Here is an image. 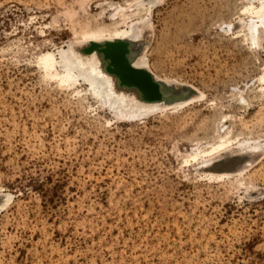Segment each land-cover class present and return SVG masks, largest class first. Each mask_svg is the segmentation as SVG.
Masks as SVG:
<instances>
[{
	"label": "rangeland",
	"instance_id": "374dc122",
	"mask_svg": "<svg viewBox=\"0 0 264 264\" xmlns=\"http://www.w3.org/2000/svg\"><path fill=\"white\" fill-rule=\"evenodd\" d=\"M135 1L0 0V264H264V148L233 150L264 141V48L232 30L246 0L151 5L150 68L203 95L183 107L128 120L38 62Z\"/></svg>",
	"mask_w": 264,
	"mask_h": 264
},
{
	"label": "bare ground",
	"instance_id": "6f19581e",
	"mask_svg": "<svg viewBox=\"0 0 264 264\" xmlns=\"http://www.w3.org/2000/svg\"><path fill=\"white\" fill-rule=\"evenodd\" d=\"M143 1H135L131 5V12L125 10L124 3L111 4L109 25L87 32L80 42H70L68 47H57L55 51L39 56L38 62H43L52 73H58L61 81L79 86L85 97L128 120H139L166 109L183 107L196 97H202V93L193 96L196 91L188 86L177 88L172 83L162 81L150 68L147 48L142 46L141 39L145 33L142 28L147 23L148 12L155 0H149L147 4H143ZM144 5L149 7L145 8ZM241 12V24L237 25V31L232 27L233 33L239 34L251 47L264 48V0H246ZM134 16L137 18L131 19ZM127 17L131 19L128 27H117L120 23H126ZM252 89L254 91V86ZM244 90L242 88L237 93L239 100H247L242 94ZM227 130L220 132L207 145H194L185 155L187 161L205 158L202 162L207 163L216 158H208V155H220L228 149L233 138ZM263 148L264 141L244 138L233 150L256 154L261 153ZM227 173L218 170L212 175L221 177ZM11 200L12 194L0 190V216Z\"/></svg>",
	"mask_w": 264,
	"mask_h": 264
}]
</instances>
